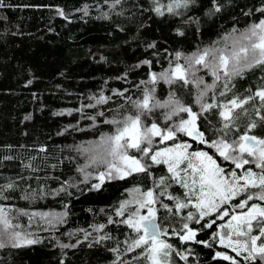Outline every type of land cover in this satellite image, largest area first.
I'll use <instances>...</instances> for the list:
<instances>
[{
    "label": "trees",
    "instance_id": "obj_1",
    "mask_svg": "<svg viewBox=\"0 0 264 264\" xmlns=\"http://www.w3.org/2000/svg\"><path fill=\"white\" fill-rule=\"evenodd\" d=\"M171 2L3 0L0 206L10 210L12 223L20 226L18 231L31 233L38 243L13 247L4 239L0 264H150L144 247H132L137 234L124 223L137 205H128L123 216L117 214L135 188L142 192L153 189L156 194L158 203L154 207L166 232L160 238L172 245L169 264H264L259 256L245 259L248 254L219 243L216 236L234 213L247 212L252 204L264 207V201L258 198L261 189L249 187L221 203L216 211L200 217L194 203L196 196L182 183L169 179L166 188L157 186L160 177L172 175L164 163H151L145 158L142 163L151 164L147 172L123 179L114 175L103 182L98 179L99 172L105 171L103 165L80 170L83 147L98 142L102 135L112 134L115 126L106 121L113 119L117 110L131 112L127 98L142 99L146 88L154 87L155 100L164 102L174 94L175 99L199 113L196 126L204 133L205 141L219 139L222 127L221 108L201 111L196 103L205 85L215 86L206 89L201 103L214 105H223L234 97L254 96L264 88V67L260 66L233 76L227 81L228 90L226 81L216 80L209 69L196 72L204 81L201 89L161 79L154 85L142 83L149 82L152 73L159 76L176 63L185 64L184 57L198 50L223 47L225 36L239 35L264 19V13L259 11L264 8V0H215L219 11H215L213 0H190L187 7L174 13L166 7L162 8L163 15L155 11ZM177 52L183 54L178 60ZM221 92L225 94L222 96ZM100 97L105 102L97 103ZM167 111L155 108L145 122H155L166 129L189 117L179 113L167 120ZM236 111L242 115L228 132L229 142L243 135L252 121L257 127L248 134L264 139V122L260 121L264 104L259 98L254 97ZM171 141L187 142L190 149L206 152L227 174L235 170L240 175L247 168L261 172L254 157L237 168L233 160H225L209 142L198 141L195 134L177 132ZM129 154L140 155L135 150H129ZM85 173L90 174L87 179ZM96 184L100 187H94ZM248 195L253 196L249 207H240ZM176 198L188 206L178 210ZM159 202L167 204L171 213L160 208ZM224 211L229 216H224ZM189 212L193 219H188ZM184 224L196 233L193 239L180 238L186 234ZM252 224L251 234L239 238L250 242L251 235L259 234L256 221ZM225 255L233 259L226 260Z\"/></svg>",
    "mask_w": 264,
    "mask_h": 264
},
{
    "label": "snow or ice",
    "instance_id": "obj_2",
    "mask_svg": "<svg viewBox=\"0 0 264 264\" xmlns=\"http://www.w3.org/2000/svg\"><path fill=\"white\" fill-rule=\"evenodd\" d=\"M119 3V0H116ZM190 0H172L166 6H158L155 11L163 15L162 8L166 7L169 13H174L176 9L187 7ZM215 11H219V6L213 0ZM3 0H0V7H3ZM264 13V8L259 9ZM235 32V29L233 30ZM224 46L216 47L210 46L198 50L191 55L185 56V64L176 63L169 71L159 74H151L149 82L155 84L158 79L165 80L169 84L174 82H181L182 85H195L197 89H201L204 85L202 78L196 76V72L201 69H209L216 80L222 78L226 81L225 89L228 90L227 81H230L233 76H239L245 69L253 67H264V19L258 23L251 25L246 31L241 32L239 35L228 34L223 38ZM219 43V42H217ZM183 54L176 53L177 60ZM145 63H149L145 61ZM197 66H200L199 68ZM191 76V79H189ZM215 85H205L196 98V103L200 104L201 111H207L212 108H221L219 116L222 118V127L219 129L221 133L220 138L217 140L205 141L204 133L200 132L196 126V121L199 118V113L194 112L192 107L185 106L179 100L174 98V94L170 95L169 99L164 102L155 100L154 87L151 89L146 88L142 99L133 101L128 97L130 102L131 112L125 109L124 112L117 110V115L106 123L114 125V132L110 135H102L100 140L83 151L90 153V163L93 165H103L105 171L98 174L99 181L103 182L105 178L112 179L114 174L123 179L125 176H130L133 173L147 172L151 164L142 160L147 159L155 164H167L168 172L171 177H160L159 186H168L166 181L171 179L176 182L182 183V186L188 189L189 193L197 197L195 207L199 210L200 217L210 214L212 211L217 210L218 203H225L231 196L237 195L239 192H246L249 187L259 188L261 192L258 198L264 201V139H257L256 136L249 135L248 132L257 127L255 121L250 122L246 127L247 131L243 135H239L233 139L231 143L227 139L228 132L235 126L242 115L237 112V109H243V106L249 100L258 97L262 104H264V88L258 90L254 96H249L245 99L234 97L228 100L223 105L204 104L201 103L202 97L206 94V89L212 88ZM225 93L221 92L223 96ZM122 95V94H121ZM155 101V102H154ZM105 102L104 97H100L97 103ZM168 109L164 113L165 119L171 120L179 113H187L189 119H181L174 128L168 127L161 129L155 122L146 123V118L153 112V109ZM134 113V114H133ZM103 115V113H101ZM259 115V111H257ZM260 121L264 122V116H260ZM177 132H184L186 135L192 136L201 142H209L211 147L215 148L220 156L225 160H233L237 168H242L245 164L249 163L248 159H244V154L249 157H254L258 162V167L261 168L259 174L248 170L245 175L239 177L244 183L237 187V176L233 171L231 173V180L224 174V170L216 164L206 152H187L186 149L190 147L187 144H176L174 148H164L156 150L152 147L153 137H160L162 141L173 140ZM129 150H135L140 155H130ZM187 164L184 168L181 165ZM191 169L189 173L188 170ZM81 171H85L83 168ZM184 172L188 175V180L181 175ZM90 175L85 173V178ZM11 187V185H8ZM99 188L100 184L94 185ZM132 198L125 201L117 210V214L123 216L125 209L130 204L137 205V208L131 212L124 223L128 224L136 233L137 238L133 241L132 247H144L146 259L150 264H169V256L171 255L172 245L168 244L160 237L165 235V230L162 229L161 223L157 218L158 209L154 207L158 203L156 194L153 189L141 191L139 188L132 190ZM161 195L164 193L161 192ZM172 199V197H169ZM253 199L252 195H248L246 199L241 201L240 207H249L248 201ZM177 202L175 207L183 209L188 205L181 202L176 198ZM191 203V200L188 201ZM162 209L171 213L172 209L167 204L159 202ZM141 209H146V214H141ZM10 210H6L0 206V247H4L3 242L6 239L13 247H22L25 245L38 243L37 239H33L31 233H24L18 231L20 227L18 224L12 223V218L9 215ZM27 214V213H24ZM48 216L50 214H36ZM224 216L228 215L227 211L223 212ZM188 219H193V214L188 213ZM256 221L259 228L258 235H251V243L248 241L241 242L239 239L233 241V236H249L253 229L252 221ZM232 221H237L233 227L230 221L227 227L232 229L227 234L229 241L228 247L233 248L234 251L240 249L248 253L245 259H255L259 256L264 260V207L257 204H252L249 211L242 216H233ZM52 223L51 220L47 221ZM215 221H213L214 223ZM208 224V227H211ZM103 227V226H100ZM186 234L181 236L182 240H191L195 237L196 233L188 228L187 224L183 225ZM221 227H224L223 225ZM225 236H220V242L224 243ZM257 241H261L258 245ZM201 243L200 241H197ZM69 245H64L68 247ZM217 255H220L219 253ZM226 260H232L233 257L225 255Z\"/></svg>",
    "mask_w": 264,
    "mask_h": 264
},
{
    "label": "rangeland",
    "instance_id": "obj_3",
    "mask_svg": "<svg viewBox=\"0 0 264 264\" xmlns=\"http://www.w3.org/2000/svg\"><path fill=\"white\" fill-rule=\"evenodd\" d=\"M187 119H189V117H188ZM182 133H183V132H182ZM153 140H154V137H153ZM94 143H96V142H94ZM94 143L86 144V146H84L83 149L89 147L90 145H92V144H94ZM176 144H187V145H189L187 142H174V143H173L171 140H170V141H169V140H166V141H162V140L157 141V140H154V141H153V145H152V147H153L154 149H156V150H160V149H164V148H174ZM83 149H82V150H83ZM186 151L189 152V153H191V152H197V151H194V150L190 149V147L187 148ZM201 152H202V151H201ZM80 156H82L81 158H83L82 168H83L85 171H87L90 167L94 166L93 164L90 163V153H87V152H84V151H83V153H82ZM243 158H244V159H248V158H249V160H251V159H250L251 157H249V156H246V157L243 156ZM212 159L215 160L214 158H212ZM215 162H216L217 165H219V164L217 163L216 160H215ZM186 164H187V161H185L184 166H181V168H184V167L186 166ZM165 165L168 167L167 164H165ZM219 167H220V166H219ZM220 168H222V167H220ZM248 170H251V169H248V168H247V169L243 170L242 173H241L240 175H238V172L234 170V172L236 173V176H237V181H236L237 187H239V185H241V184L244 183L243 180H239L238 178L241 177V176H243V175H245V173H246ZM85 171H84V172H85ZM251 171H252V170H251ZM188 172L190 173V172H191V169H189ZM232 172H233V171H232ZM232 172H230V173L227 174V173H225V171H224V174L229 178V180L232 179V178H231V173H232ZM114 175H116V174H114ZM181 175L184 176L186 180H188V175H187L186 173L181 172ZM187 190H188V189H187ZM132 195H133V193L130 194V196H131L130 199L132 198ZM231 197H232V196H231ZM229 199H230V198H229ZM229 199H228V200H229ZM195 200L197 201V197H196ZM196 201H195L194 203H196ZM219 205H221V203H218V206H219ZM218 206H217V208H218ZM248 211H249V210H248ZM248 211H247V212H248ZM146 212H147L146 209H141V214H146ZM247 212H244V213H234L233 215H231V216L227 219V221H226L225 224L223 225L224 227H220V228L217 230L216 236H217V238H218V240H219V243H221V242H220V236H221V235H224V236H225V241H224V243H221V244H224V245L228 246L229 241H228V239H227V234L230 233V232L232 231V229H230L229 227H227V225H228L229 222L231 221L232 224H233V227H234V226L236 225L237 221H232V217H233V216H242L243 214H246ZM228 216H229V215H228ZM127 218H128V217H127ZM136 234H137V233H136ZM236 239H239L241 242L246 241V240H244L243 238H239V237L236 238L235 236H233V241H235ZM250 243H251V240H250V242H249V245H250ZM232 249H233V248H232ZM237 252L241 253V252H243V250L240 249V250H238ZM245 253H246V252H245ZM246 254H248V253H246Z\"/></svg>",
    "mask_w": 264,
    "mask_h": 264
},
{
    "label": "water",
    "instance_id": "obj_4",
    "mask_svg": "<svg viewBox=\"0 0 264 264\" xmlns=\"http://www.w3.org/2000/svg\"><path fill=\"white\" fill-rule=\"evenodd\" d=\"M198 140V139H197ZM199 141V140H198Z\"/></svg>",
    "mask_w": 264,
    "mask_h": 264
}]
</instances>
